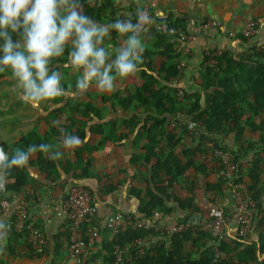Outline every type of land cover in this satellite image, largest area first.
I'll return each mask as SVG.
<instances>
[{"label": "trees", "instance_id": "obj_1", "mask_svg": "<svg viewBox=\"0 0 264 264\" xmlns=\"http://www.w3.org/2000/svg\"><path fill=\"white\" fill-rule=\"evenodd\" d=\"M123 1L76 0V3L78 11L90 17L92 21L100 23L108 14L116 16L118 12L115 6ZM148 13L155 24H164L188 35L183 19H173L170 15L158 19L150 9ZM135 19L134 14L132 21L135 22ZM152 31V41L141 53L138 83L131 86V93L123 96L113 93L107 98L117 101L124 113L126 118L121 122L122 127L128 129L129 133L137 129L142 135V145L138 147L140 153L132 154L129 160L130 165L140 164L149 174V177L144 179L143 195L135 188L130 189V193L140 201L138 214L143 220H151L154 212L168 216L177 209L188 216L200 213L207 209L208 205L212 206L218 200L224 199L228 186L219 182L222 178V166L219 159L214 157L213 149L218 148L230 153L231 151L221 143L220 137L233 133L237 145L245 154L254 152L244 168L237 164L239 157L234 155L236 173L233 183L243 184L245 203L251 201L255 205L251 232L255 233L257 238L255 241H247V237L242 239L236 235L233 240L227 241L223 235L213 237L210 233L202 231L201 225L191 224L184 232L169 234L148 248L137 246L128 249L122 264H264V258L258 260L264 254V205L260 201L264 195V51L250 47L246 54L240 56L230 50H221L219 54L216 50L207 52V55L203 56L199 82L196 85L198 90L183 91L184 96L178 100V88L173 85L179 77L177 66L180 52L176 48V38L159 33L155 29ZM110 35L112 39H116L119 34L110 30ZM18 36L19 33L14 34L13 39ZM70 48V43L66 44L64 53L51 59L50 71H56L69 64L67 54ZM213 53L216 55L210 58ZM155 58H159L158 65L153 64ZM75 74L69 73V76ZM7 75L12 77L8 70L0 71V79ZM68 81L61 84L64 94L75 93L76 80L71 78ZM64 94L58 97L59 101L64 100ZM51 114L55 119H59L62 129L66 122L75 124L76 115H80L81 120L78 121L79 126L75 131L64 133L61 129L60 133L75 134L81 138V143L84 142L86 134L99 136L96 142L98 149L102 148L105 142L115 144L127 138L123 133L117 136L115 121L108 122V131L105 132L104 123L103 126L100 123L86 126L92 118L100 121L101 115L90 104L80 102L78 97L73 101L68 99L66 104L53 109ZM259 116L260 121L257 123L255 118ZM179 117L186 119L182 121ZM51 122L55 124L54 119ZM55 126L57 128L59 125ZM79 127L83 130L87 127V133ZM246 129L257 132V141H243ZM193 132L197 134V138L192 136ZM206 142H212L214 148L205 147ZM48 143L47 136L30 133L12 145L0 142V149L11 156L16 151L14 149L24 150L29 145ZM34 153L35 160L29 164L47 176L55 168L53 159L41 150ZM88 166L87 160L81 173L86 174ZM0 173V194L6 195V199L28 184L25 165L0 169ZM211 178L216 179L215 183L209 182ZM114 189L116 190V187H104L103 194H109ZM179 189L181 193H178ZM201 196L204 200H201ZM129 217L135 221L133 216ZM184 219L182 223H186ZM86 223L94 225L90 219H87ZM148 236L156 238L157 234L151 229L128 226L107 244L108 261L114 264L112 251L115 245L125 248ZM59 238H65L68 248V231L64 230L50 239L49 242L55 247L52 250L55 257L61 248ZM0 242L5 245L7 254H15L16 245L22 242V235L14 230L12 222L0 225ZM184 246L191 248L186 257L181 256ZM46 247L47 244L40 249L41 253L45 252ZM139 249L143 250V254L138 256L136 251Z\"/></svg>", "mask_w": 264, "mask_h": 264}, {"label": "crops", "instance_id": "obj_2", "mask_svg": "<svg viewBox=\"0 0 264 264\" xmlns=\"http://www.w3.org/2000/svg\"><path fill=\"white\" fill-rule=\"evenodd\" d=\"M115 7L118 12L117 15L113 17L108 14L98 24L107 25L113 18L132 20L134 14L137 16L144 8L150 9L158 19L170 15L173 19L184 20L187 34L192 37V40L190 39L186 43L185 55L179 57V60L184 63V68L178 70L179 77L173 82L174 87L182 91L192 92L198 90L196 85L199 82L203 56L207 55L209 51L230 50L236 56L246 54L250 47H256L257 51H260L261 48L264 51V0H124ZM207 20L218 21L225 28V31L221 29L218 31L217 28L201 29V24ZM248 26L254 28V34L245 37L242 32ZM152 38V28L144 27L141 33L143 49L149 47ZM125 39L126 37L120 34L116 39H112L109 31L102 43L110 53L109 60L114 58L116 51L124 46ZM158 63L159 58H155L153 64L158 65ZM73 70L74 67L69 63L56 71L60 77L63 75L66 77L69 73H74ZM139 74L140 70L138 69L126 78L114 77L111 91L105 92L95 86H90L80 93H65L62 101L56 98L50 101H42L38 105L26 102L22 95L17 93L20 89L17 87L15 80V84H11L5 89L14 94L15 98L10 100L0 99V142L12 145L22 136L35 133L37 136L48 137V152L59 150L61 155L53 159L55 168L45 176L39 173L34 165L29 164L30 161L35 160L36 156L35 153L30 154L28 164H25L27 186L18 193L11 195L9 199H6V195L0 194V199L8 202V206L0 212V225L13 223L15 214L18 211H23L27 221L35 226L42 235L44 234L47 244L45 252L41 253L40 249H33L22 236L21 244L16 245L15 254L10 256L4 250L5 245L0 242V264H76L68 256L65 238H59L58 240L61 248L57 251L56 257L52 253L55 247L52 242H49L53 236L64 230L68 231L69 236L71 235L69 223L66 221L62 206L68 191L73 186H81L90 193L95 213L90 219L94 225L89 224L98 230L96 239H86V250L79 264H111L108 261L106 247L113 236L104 227V222L114 212H120L125 216H133L134 222L139 225L137 227H147V229L156 232V238L148 236L144 240H140L138 247L148 248L155 241L164 238L167 235L161 236V232L182 223L184 218L190 224L202 225L210 221L211 217L223 216L226 221L220 235H223L227 241L236 237L237 225L233 217L237 214V206L228 189L224 199L218 200L212 206L208 205L207 209L197 214L187 216L175 209L168 216L154 212L151 220H143L138 214L140 201L130 193V189L135 188L141 191V195H143L145 189L144 179L147 176L149 177V174L148 170L141 167L140 164L130 165L129 160L132 154L140 153L138 147L142 145V135L137 129L130 130L131 134L128 129L122 127L121 122L124 120V113L119 108L117 101L108 100L107 98L113 93H117L119 96L131 93V86L138 83ZM10 78L2 77L0 81ZM69 90L71 89L69 88ZM75 97H78L80 102L88 103L96 108L101 115L100 121L92 118L86 126L93 123H100L103 126L104 123L105 132L108 131V122L110 120L115 121L117 136L123 133L127 135V138L119 140L115 144L105 142L104 146L98 149L96 148V142L99 136L86 134L83 143L72 150H65L61 146L64 136L60 133L62 129L60 127L61 122L59 119L54 118L51 111L66 104L68 99L73 101ZM179 118L182 121L186 119L184 117ZM53 119L55 124L51 122ZM76 119L77 122L73 125L66 122L62 131L64 133L75 131L76 127L79 126L78 121L81 120V116L76 115ZM259 121L260 116L255 118V122L258 123ZM55 125L59 126L56 128ZM79 129L82 128L79 127ZM83 131L87 133V127ZM192 136L196 137L197 134L193 132ZM257 138V132H251L248 129L244 131L243 141L245 143L247 141H257ZM220 141L228 151H231L232 157L234 155L239 157L237 164L241 165L242 168L247 166L254 152L245 154L237 145L233 133L221 136ZM42 152L48 156V152ZM87 160L89 166L87 173L83 174L81 169ZM215 181L214 178L209 179L210 183H215ZM219 182L228 186L222 178L219 179ZM108 186L116 187V190L114 189L109 194H103L104 187ZM195 188H197V182H195ZM178 193H181L180 189ZM201 200H204L202 196ZM256 238V234L250 232L245 240L255 241ZM190 249L189 246H184L181 256L186 257ZM263 258L264 254L258 260L260 261Z\"/></svg>", "mask_w": 264, "mask_h": 264}, {"label": "clouds", "instance_id": "obj_3", "mask_svg": "<svg viewBox=\"0 0 264 264\" xmlns=\"http://www.w3.org/2000/svg\"><path fill=\"white\" fill-rule=\"evenodd\" d=\"M148 23L150 18L138 13L135 22L115 19L107 25L98 24L78 11L76 0H0V71L11 73L26 102L38 105L56 99L64 89L60 75L50 71L49 64L70 43L67 59L79 71L75 93L90 86L111 91L114 77L126 78L138 70L144 47L141 33ZM110 30L126 37L111 60L102 46ZM16 33L19 36L13 39ZM80 143L79 136L68 134L63 136L61 146L72 150ZM48 149L47 144L29 145L11 156L0 149V169L23 167L30 154ZM60 155L59 150L48 152L50 159Z\"/></svg>", "mask_w": 264, "mask_h": 264}, {"label": "built area", "instance_id": "obj_4", "mask_svg": "<svg viewBox=\"0 0 264 264\" xmlns=\"http://www.w3.org/2000/svg\"><path fill=\"white\" fill-rule=\"evenodd\" d=\"M139 13L146 14L150 18V23L144 27H151L159 33L174 36L177 41L176 48H178L180 55H185L187 50L186 43L190 39L192 40V37L176 31L171 27H167L164 24H155L153 22V18L150 17L147 8L142 9ZM200 27L204 30L217 28L225 31L222 24L215 20H207L203 22ZM253 34L254 28L252 26H248L242 32V35L245 37H250ZM215 55L216 53L211 54L210 58H213ZM210 62L212 61L210 60ZM183 67L184 63L180 61L177 66L178 70H181ZM183 96V91L178 89L176 91L177 99L181 100ZM205 147L214 148L212 142H206ZM213 155L218 158L221 163L222 169L220 171V176L227 182L229 193L237 206V214L233 217L237 225V235L240 238L245 239L250 234L252 229V223L255 215V205L251 201L245 203L244 185L241 183H233L234 175L236 173V164L234 163L232 155L229 152L218 148L213 149ZM260 201L264 205V196L260 198ZM7 206L8 202L4 199H0V212ZM62 207L65 213L66 221L69 223V230L71 231V235L67 240L68 256L76 264H79L81 263L83 254L86 250L85 239H96L98 237V230L91 224L86 223L87 219H91L94 216L95 207L89 192L81 186H73L70 188L64 199ZM225 221L226 219L223 216L214 217L210 221L202 224L200 229L204 232L210 233L213 237H217L223 232ZM13 225L14 230L17 233H20L33 249H41L46 245V240L41 232L27 221L26 215L23 211H18L15 214ZM128 226L137 227L139 225L132 221L129 216H125L120 212H114L104 222V227L110 231L113 238H115V236L119 233L125 231ZM190 226L191 224L189 222L178 223L175 226L162 231L161 236L184 232ZM144 229H147V227ZM139 242L140 239L125 248L115 245L112 251L114 264H122L128 249H134ZM136 254L138 256L142 255L143 250H137Z\"/></svg>", "mask_w": 264, "mask_h": 264}, {"label": "rangeland", "instance_id": "obj_5", "mask_svg": "<svg viewBox=\"0 0 264 264\" xmlns=\"http://www.w3.org/2000/svg\"><path fill=\"white\" fill-rule=\"evenodd\" d=\"M58 71V70H57ZM56 71V72H57ZM74 73H76L75 75H73L72 77H70L69 75H67L66 77L63 75L60 77V80H61V84L62 83H66L69 79L72 78V80H76L78 78V71L74 68L73 70ZM78 73V74H77ZM7 78H9V75H7ZM13 77H11L10 79L8 80H5V81H0V99H4V100H10L11 98L14 99V94H12L11 92L5 90L9 85L11 84H15L14 83V78L12 79ZM69 82V81H68ZM17 91V90H16ZM17 93L20 95V91H17ZM0 112H1V109H0Z\"/></svg>", "mask_w": 264, "mask_h": 264}]
</instances>
